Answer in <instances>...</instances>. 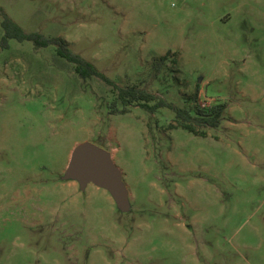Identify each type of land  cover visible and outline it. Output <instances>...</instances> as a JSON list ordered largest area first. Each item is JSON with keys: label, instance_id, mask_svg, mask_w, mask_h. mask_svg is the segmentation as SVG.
<instances>
[{"label": "rangeland", "instance_id": "obj_1", "mask_svg": "<svg viewBox=\"0 0 264 264\" xmlns=\"http://www.w3.org/2000/svg\"><path fill=\"white\" fill-rule=\"evenodd\" d=\"M0 7L119 87L182 109L227 107L207 137L171 129L167 107L111 114L117 91L81 79L54 46H3L0 21V264H264V0ZM85 142L112 154L130 212L105 189L62 180Z\"/></svg>", "mask_w": 264, "mask_h": 264}, {"label": "trees", "instance_id": "obj_2", "mask_svg": "<svg viewBox=\"0 0 264 264\" xmlns=\"http://www.w3.org/2000/svg\"><path fill=\"white\" fill-rule=\"evenodd\" d=\"M0 21L5 31L3 46L7 47L10 40H17L19 42L30 41L38 48L54 46L59 57L75 66V71L81 79L89 80L97 77L111 86L114 91H117V100L112 102L110 106L111 114L125 115L130 112L131 107L135 106H139L150 113H156L161 108L167 107L176 115L175 124L170 126L171 129L182 128L200 137H207L208 134L204 129L219 128L224 118L226 105H216L207 109L200 107L196 110L182 109L168 104L163 99H158L155 95L137 86L119 87L100 72L94 64L74 53L64 40L60 38H46L38 32L26 33L1 7ZM170 56L171 52L154 62L153 66L156 72L161 71Z\"/></svg>", "mask_w": 264, "mask_h": 264}, {"label": "water", "instance_id": "obj_3", "mask_svg": "<svg viewBox=\"0 0 264 264\" xmlns=\"http://www.w3.org/2000/svg\"><path fill=\"white\" fill-rule=\"evenodd\" d=\"M62 180L77 182L83 191L90 184L105 189L122 213L131 211L130 194L112 154L90 142L74 148Z\"/></svg>", "mask_w": 264, "mask_h": 264}]
</instances>
